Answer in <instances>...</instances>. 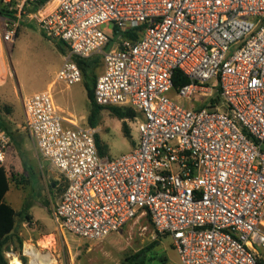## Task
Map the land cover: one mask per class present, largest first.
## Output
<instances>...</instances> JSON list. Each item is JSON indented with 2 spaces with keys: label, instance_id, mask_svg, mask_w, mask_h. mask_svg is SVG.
<instances>
[{
  "label": "built area",
  "instance_id": "built-area-1",
  "mask_svg": "<svg viewBox=\"0 0 264 264\" xmlns=\"http://www.w3.org/2000/svg\"><path fill=\"white\" fill-rule=\"evenodd\" d=\"M10 11L5 42L26 19L69 48L49 90L23 100L24 127L65 184L58 228L98 242L149 219L181 264H261L264 0H16ZM97 56L95 103L136 113L125 120L138 142L115 159L100 154L98 129L65 116L52 94L55 83L83 81L75 59ZM177 71L190 82L175 89ZM12 145L0 120L7 175Z\"/></svg>",
  "mask_w": 264,
  "mask_h": 264
},
{
  "label": "rangeland",
  "instance_id": "rangeland-1",
  "mask_svg": "<svg viewBox=\"0 0 264 264\" xmlns=\"http://www.w3.org/2000/svg\"><path fill=\"white\" fill-rule=\"evenodd\" d=\"M15 1L6 4L5 0H0V11L6 9L12 13L10 9L15 7ZM6 21L0 14V120L10 129L14 139L7 159L10 191L5 200L17 213L23 212L27 204L31 205L30 219L17 216L15 232L5 245L9 264L14 258L31 264L30 252L44 259L51 258L53 264H124L128 258L152 245L156 246L147 253V264H181L172 238L158 235L149 219H136L98 242H88L58 228L53 208L65 184L50 162L40 155L25 129L23 100L49 90L69 48L64 42L50 39L37 24L26 19L21 22L15 42H5ZM97 58L101 61L95 70L98 79L104 74L105 64L102 56ZM95 86L92 78H83L81 83L70 87L55 83L52 94L65 116L89 127L91 101L88 92ZM124 125L128 135L123 132ZM97 129L106 149L105 156L112 159L130 152L138 142L136 126L120 120L108 109L102 112ZM260 256L264 264V252Z\"/></svg>",
  "mask_w": 264,
  "mask_h": 264
},
{
  "label": "trees",
  "instance_id": "trees-1",
  "mask_svg": "<svg viewBox=\"0 0 264 264\" xmlns=\"http://www.w3.org/2000/svg\"><path fill=\"white\" fill-rule=\"evenodd\" d=\"M0 14L7 21H13L15 19V13L13 12L10 13L6 9L1 10ZM136 36L138 37V33L136 32H130L125 34V37L127 38H132ZM75 60L77 61L78 65L80 66L83 72V77L85 79L92 78L94 83H96L97 76L95 75V70L97 67L100 66V62H101L100 58L94 57L89 60H80V59H75ZM189 82L190 80L188 79V77L184 75L181 71H177L175 73V77H174L175 89H177L180 86H184ZM88 96L91 101V111L88 117V123L89 126L92 128H97L100 125L102 112L107 109L110 110L120 120L133 119L136 116V113L131 109L104 108L98 106L94 101V90H89ZM1 125L3 128L9 131V133L12 135L13 138V134L10 131V129L6 126V124L1 122ZM123 132L125 135H128V130L126 128V125H124ZM97 145L100 154L102 156H105L106 149H104L99 136H97ZM9 191H10V180L6 173V169H0V264H9V261L5 255V245L9 240L10 236L15 232L17 216L24 215L26 219H30V216L28 215V211L30 210L31 205L27 204L23 212L17 213L14 210V208L10 204H8L5 200L6 195ZM155 246L156 245H152L146 249L139 251L134 256L128 258V260L124 264H147L145 260L147 253L150 252ZM261 264H263L262 261Z\"/></svg>",
  "mask_w": 264,
  "mask_h": 264
},
{
  "label": "bare ground",
  "instance_id": "bare-ground-1",
  "mask_svg": "<svg viewBox=\"0 0 264 264\" xmlns=\"http://www.w3.org/2000/svg\"><path fill=\"white\" fill-rule=\"evenodd\" d=\"M30 256L32 257L31 264H53L51 258H42L38 253L30 252ZM12 264H23L19 259L14 258Z\"/></svg>",
  "mask_w": 264,
  "mask_h": 264
},
{
  "label": "crops",
  "instance_id": "crops-1",
  "mask_svg": "<svg viewBox=\"0 0 264 264\" xmlns=\"http://www.w3.org/2000/svg\"><path fill=\"white\" fill-rule=\"evenodd\" d=\"M60 108V107H59ZM61 109V108H60Z\"/></svg>",
  "mask_w": 264,
  "mask_h": 264
}]
</instances>
